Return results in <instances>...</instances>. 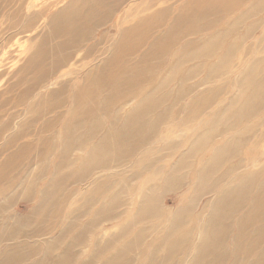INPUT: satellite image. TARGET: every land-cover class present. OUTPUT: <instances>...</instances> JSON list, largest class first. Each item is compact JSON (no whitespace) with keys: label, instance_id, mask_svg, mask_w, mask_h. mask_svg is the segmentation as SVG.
<instances>
[{"label":"bare ground","instance_id":"bare-ground-1","mask_svg":"<svg viewBox=\"0 0 264 264\" xmlns=\"http://www.w3.org/2000/svg\"><path fill=\"white\" fill-rule=\"evenodd\" d=\"M11 1L20 0H0V11ZM33 7L40 9L27 27H22L26 33L35 30V24L47 13L51 15L40 34L38 29L30 40L18 45L25 64L16 73L13 71V76L24 72L26 62L33 74V85L22 88L20 102L48 89L51 82L50 89L39 97L45 109L33 111L37 118L45 111L63 108L62 97L74 81L75 94L69 119L65 118L57 141L48 137L40 143L38 155H54L61 149L53 176L46 167L34 163L19 185L14 186L15 180L7 182L12 156L27 149V138L33 141L40 134L28 133L32 128L29 118L14 123L19 119L17 115L5 119L0 130L1 137L13 124L18 127L0 146V159L6 153L10 158L3 164L0 160V192L5 196L8 190L15 191L3 201L0 198V264H223L232 259L233 264H239L236 257L243 250L242 264H264V210L254 208L264 203V57L241 61L236 71L232 67L240 52V43L232 38L243 28L249 32L248 37L255 26H262L264 20L259 14L264 10V0H31L27 12ZM129 22L133 24L125 27ZM106 26L110 28L102 37L97 36ZM107 34L113 42L105 48ZM156 34L153 43L145 47ZM60 37L64 41L57 43ZM259 40L264 44V34ZM187 50H195L192 57L197 60L218 58L215 63L202 65V69L211 67L203 84V80L188 83L195 71L185 70L186 63L179 60ZM98 52H104V57L95 58ZM140 52L143 54L139 56ZM16 58L10 63L17 64L20 60ZM153 58L163 64L150 65L156 61ZM254 65L263 68L254 69ZM153 69L160 70L154 79ZM227 74V81L213 85L214 79ZM29 76L24 78L26 84L31 83ZM178 77L173 90L160 99ZM15 78L14 86L7 85L2 92L8 95L3 107L12 104L9 96L23 84L18 75ZM221 85L232 89L219 105L215 93ZM174 95L187 106L179 122L178 117L168 122L169 113L150 116L161 102L169 104ZM215 99L218 109L202 118L200 108L213 107ZM239 104L240 110L233 109ZM7 113L0 114V121ZM259 113L257 123L236 134L228 133L235 132L248 118L253 122ZM52 121L40 131L49 129ZM182 127L195 128L185 136L188 142L171 140L169 135ZM217 138L211 154L203 152ZM16 146L17 152H10ZM179 151L173 165L163 163ZM137 156L139 159L131 165ZM196 156L198 163L188 164ZM237 159L235 166L225 168L226 163ZM156 167L157 171L151 173ZM184 168L189 172L183 174ZM94 176L85 190H75L76 185ZM198 191L202 197L193 206ZM179 192L177 206L168 209L164 195ZM209 196L202 207V200ZM20 203L34 205L18 214L16 206ZM67 208L59 234L45 239ZM93 209L95 213L89 218ZM128 214L129 220L120 223ZM193 220L196 224L186 230ZM142 222L145 224L140 225ZM228 228L231 232L226 236ZM100 229H104V236L99 234ZM227 246L229 251L225 252ZM101 259L104 262L100 263Z\"/></svg>","mask_w":264,"mask_h":264},{"label":"rangeland","instance_id":"rangeland-1","mask_svg":"<svg viewBox=\"0 0 264 264\" xmlns=\"http://www.w3.org/2000/svg\"><path fill=\"white\" fill-rule=\"evenodd\" d=\"M30 3H31V0H20L19 2H12L10 3V5L7 7V8H4L2 11H0V74L4 73V77H0V94L1 97H0V114L2 113H7V115H2V119L0 121V130L3 128V125L6 123L5 122V119L7 121L8 117H11V116H14V115H17L19 117L18 120H16L14 123H19V122H22L24 121L25 119L29 118L28 121L32 122V128H31V131H29L28 133H34L33 135H39L40 136L37 138V139H33L32 141V138H27L26 140L29 142V146L27 147L26 150H19V154L18 156L15 155L14 157L12 156V164H11V169L8 168L7 172L10 173L11 175V178H8L7 179V182L9 181H12V180H15L14 181V186H16L17 184L19 185V183L23 180L26 172L28 171L29 168H31L33 166V164H37V167L39 166L40 168L43 167V169L46 167L48 172H49V175L50 176H53V173H54V164H55V161H56V156L59 154V151L61 150L60 148H58L57 152H55L54 155H51V153L49 154H45V155H42V154H39L38 153L40 152L41 148H40V143H41V140L43 138H52L53 140L55 139V141H57V138H58V133L61 132L62 130V126L64 125V122L69 119V108L72 106L73 104V100H74V94H75V83L76 81L72 82L71 85L69 86L68 88V93L66 95H64L62 97V101L65 103L64 104V107L63 108H59L58 110H56L55 112H51L50 111H45L42 115H40L39 117L35 118V116L37 114H35L33 116V111L37 110V111H41L43 109H45L46 105L44 104V101L43 99H40L39 97L42 96L49 88V85L51 84V82H49L47 84V88L48 89H42L40 91H37L32 97H28L27 99L24 98L21 102H20V99L22 97V95L24 93L21 94L22 92V88L26 87L27 85H30L32 86L33 85V81H32V78H33V74H32V66L28 67L27 68V62H26V68L24 69V72L20 71L17 75L19 77V80L23 81V84H21L17 89L15 87V90L12 92V94L9 96L10 99H12V104L10 105H7L6 107H3V103L5 101V98L7 100V96L6 95H3V93L5 92L4 90L7 89V85H13V83H16V76L14 77V73H16L18 71V69L25 64V60L22 61V50L21 48L19 49V43L23 44V42H27V40H30L29 39V36L33 35V32L40 29L39 31V34L41 31H43V29L45 28V24L47 22V19L48 17L51 15V13H47L45 15V18L43 20H40L38 21L36 24H35V27L36 28L35 30L34 29H31L32 31H27L28 33H26V31H24L25 29V26L27 27L28 23L30 22V19H31V16L32 15H36V11L40 9V7H33L29 12L28 11V7L30 6ZM20 8H22V11L17 15L18 11L20 10ZM2 9V8H1ZM141 10V9H140ZM139 10V11H140ZM139 11H137L139 13ZM17 12V13H16ZM27 12V13H26ZM53 12V11H52ZM145 13H142V15H144ZM141 15V16H142ZM237 17V16H236ZM259 17L261 19L264 20V10L263 12H261L259 14ZM14 19V20H13ZM29 21V22H28ZM19 22V23H18ZM3 23V24H2ZM13 23V24H12ZM26 23V25L24 24ZM116 23V19L113 20V25ZM8 24V25H7ZM133 24V22H129L127 24H125L126 26L125 27H129ZM6 25V26H5ZM112 25V26H113ZM9 26V27H8ZM12 26V27H11ZM15 26V27H13ZM54 23L53 25H51V27H54ZM24 29H23V28ZM107 27V26H106ZM104 27L102 29H100L99 32H97V36H101L105 30L109 29L110 26H108L107 28ZM221 25L218 27L220 28ZM3 29V30H2ZM7 29V31H6ZM21 29V30H20ZM18 31V32H16ZM2 32V33H1ZM253 35L251 36H248L247 35L249 34V32H247L245 30V28L241 29L239 31V33L235 36H233L232 39H236L239 43H240V52L235 56V60L233 61L232 63V67H233V71H236L238 65L241 63V61H244V60H247L248 58H253L255 57V60L259 59L261 56L264 57V44H262V42L259 40L261 34H264V23L262 24V26L260 25H257L255 26V28L253 29L252 31ZM5 33V34H4ZM38 33V32H37ZM36 33V34H37ZM43 33V32H42ZM18 34V35H17ZM22 34V35H21ZM8 35V36H7ZM13 35V36H12ZM42 35V34H41ZM233 35V32L231 34V37ZM96 36V38H97ZM15 37V38H14ZM17 37V38H16ZM102 37V36H101ZM111 35L110 34H107L106 35V39H105V48H108L110 46V44H112L113 40L111 41ZM156 37H158V34H156L155 36L152 37V39L147 43V45L145 47H149V45L151 43H153V41L156 39ZM113 39V38H112ZM10 40V41H9ZM195 40L196 37H195ZM12 41V42H11ZM41 40H39L40 42ZM63 42L64 41V38L60 37L58 38V40H56L57 43L59 42ZM9 42V43H8ZM95 42V41H94ZM231 41H229L230 43ZM9 44V45H8ZM16 46H15V45ZM8 46V48H7ZM104 48V49H105ZM8 49V50H7ZM148 49V48H147ZM146 49V50H147ZM176 49V48H175ZM175 49L173 50V52H176ZM10 50V51H9ZM21 50V51H20ZM145 50V51H146ZM220 50V49H219ZM145 51H142L143 53ZM20 52V53H19ZM105 52V51H104ZM104 52H98L96 54V57L95 58H100V57H104L103 54ZM142 52L139 53V56L141 54H143ZM188 52V53H187ZM242 52H245L244 54H242ZM6 53V54H5ZM9 53V54H8ZM186 53L187 56H184V54ZM196 51L195 50H187L185 51L183 54L180 55V58L179 60L186 63L184 64V69L185 70H192V71H198L196 74L195 72L192 74V76L189 78L188 80V83L191 85V84H198L200 81H202L201 84L204 83V79H205V76L207 75V72L211 69V67H206L204 69H202V65H207L209 62L211 63H215L218 61V58H215V59H201V60H197L199 58H196V57H192L194 55H196ZM7 56V57H6ZM106 56V55H105ZM17 57V58H16ZM138 57V56H137ZM188 57V58H187ZM18 59V63L17 64H13V63H10L11 60H14V59ZM4 59V60H3ZM36 59H37V56H36ZM153 59H156L155 60H152L151 64L150 65H153V64H157L159 62V66H161L163 64V62H161V60H159V58H153ZM163 59H167V58H163ZM182 59V60H181ZM90 60V59H89ZM88 60V61H89ZM253 60L252 62L254 63ZM24 62V63H23ZM23 63V64H22ZM49 63L46 62L44 65L46 66L47 64ZM12 64V65H11ZM22 64V65H21ZM16 66V67H15ZM79 66V65H78ZM157 67V66H156ZM231 67V68H232ZM263 68L262 65H254L253 68L254 69H258V68ZM43 68V67H42ZM167 68V67H166ZM202 69V70H200ZM80 70V67H78L77 69H75V75L74 77L76 78L77 75H78V72ZM14 71V73H13ZM160 70H156V69H153V72H151V75L153 77V79L156 77L157 73L159 72ZM228 72V71H227ZM232 72V71H231ZM31 74V76H29L31 78V83L29 82L28 84H26V82H24V78L26 75H29ZM35 76V75H34ZM229 76V74H227L226 76H221L216 79H214L213 81V85L214 83H218V85H220V80L221 81H227V77ZM179 77L176 78L174 81H173V84L171 85V87H169L167 89V92H162L161 95H160V99L161 97L162 98H165L166 97V94L169 92L170 89L173 90V86L174 85H177V81H178ZM218 79V80H217ZM156 83H152L151 85L155 86ZM212 85V84H211ZM210 85V86H211ZM212 85V86H213ZM216 85V84H215ZM210 86H205L206 88H211ZM151 87V86H149ZM222 89L218 92L215 93V96H219V98L217 100L220 101L219 105L222 104V102H224V100L226 99V97H228V92H230V86L228 87H223L221 85ZM3 88V89H2ZM4 91V92H3ZM3 92V93H2ZM41 92V93H40ZM21 94V95H20ZM69 95V96H68ZM5 96V97H4ZM26 99V100H25ZM38 99V100H37ZM64 99V100H63ZM37 100V101H36ZM216 99L213 100L212 102H214V106L207 109V106H202L200 108V112L202 113L203 117H205V115L207 113H210L212 111L215 112L216 109H218V105L216 103L217 101ZM170 103L167 104L165 102H161L159 107L153 112L154 114L150 115L151 117L153 118H157L158 116H165L166 113H169V118H168V122H170L171 120L175 119V118H179L177 119V121L179 122L181 120V118L186 114V105H182L183 104V101L184 100H181V99H177L176 95L174 96H171L170 97ZM72 102V103H71ZM15 104V106H14ZM29 104V105H28ZM34 104V107L32 108V105ZM22 106V107H21ZM241 108V104H239L238 106H236L235 108L233 109H237V110H240ZM232 109V110H233ZM29 110V111H28ZM63 110V111H62ZM60 111V112H59ZM32 114H31V113ZM184 115H183V113ZM59 113V114H58ZM31 114V115H30ZM47 114V115H45ZM5 116V117H3ZM225 116V114H224ZM261 116V113L259 114H256V120H253V122L250 123V118H248L247 120H245L244 122H242L241 126L235 131V132H232V131H228V133L230 134H236L238 132H241L243 130H245L247 128L248 125H251V124H254V123H257L258 121V118H260ZM264 116V114H263ZM25 117V118H24ZM150 117V118H151ZM67 118V119H65ZM163 118V117H161ZM264 118V117H263ZM35 119V120H34ZM262 119V117H261ZM53 120V121H52ZM27 121V122H28ZM33 121H35L33 123ZM48 121H52V125L49 129H43V132H41V128L42 126L48 122ZM175 121V120H174ZM249 121V123H248ZM262 121H264V119H262ZM55 124V125H53ZM123 124V121L120 122V125ZM162 125L164 123H161ZM173 125H175V122L172 123ZM191 125V124H190ZM190 127L187 126V129H189ZM180 129H182L181 131H179ZM178 130V132H175L174 134H170L169 137H171V140H174L176 142H188L189 139H185V136L187 135L190 136V134L192 133V130H194L195 128H191L190 130H185L184 127L180 128ZM45 130V131H44ZM18 131V127L16 124H13V126L11 127V130L8 132V133H5L3 134L1 137H0V146L4 145L7 141V139L10 137V135L12 134H15L16 132ZM249 131V130H248ZM224 130H221L220 133H223ZM232 132V133H231ZM38 133V134H37ZM227 133V134H228ZM9 135V136H7ZM175 136H177V138H174ZM220 136V135H219ZM8 137V138H6ZM182 138V139H181ZM177 139V140H176ZM192 139V138H191ZM190 139V140H191ZM220 138H217V139H214L213 141H211L209 144L206 145L205 147V150L203 152L207 153V154H211L212 150H213V145L216 141H218ZM35 140V141H34ZM37 140V141H36ZM158 140V139H157ZM178 140H181V141H178ZM54 142V141H53ZM17 148V149H16ZM12 150V151H11ZM10 152L12 153H15L17 152L18 150V147H14L13 149H11ZM147 148L144 149V151H146ZM184 150V149H183ZM52 152V151H51ZM142 152V151H141ZM158 152V150H157ZM172 152H168V154H171ZM181 153V151L177 152L175 157H173L172 159H169L167 158L166 161H163V163L165 164H172L175 163L174 161H176L178 158H179V154ZM5 155V156H4ZM2 157H1V162L2 164L10 159L8 157V153L4 154ZM17 156V158H16ZM43 157V158H42ZM48 157V158H47ZM177 157V158H176ZM33 158V159H32ZM241 158V157H240ZM139 159V157L137 156V158L133 159V162L131 163V165L134 164V162H136V160ZM239 159V158H238ZM238 159L237 160H234V161H229L228 163L225 164V168L226 169H229L231 167V165L235 166L237 163H238ZM14 160V161H13ZM37 161V162H35ZM199 161V158L198 156H196V158H194V160L188 164H191V163H195L197 164ZM7 164V162L5 163ZM4 164V165H5ZM14 166V168H13ZM80 166V164L78 165V167ZM160 166V165H159ZM197 166V165H196ZM36 167V166H35ZM50 169V170H49ZM156 168L153 169V172L157 171ZM53 170V171H52ZM140 170L142 171L143 170V167L140 168ZM186 170L187 168H184L182 170V173L185 174L186 173ZM255 170V169H253ZM46 171V169H45ZM52 171V172H51ZM189 172V170H187ZM6 172V173H7ZM150 173V175H151ZM15 174V175H14ZM55 174V173H54ZM95 178L94 177H91L90 179H88L85 183H83L82 185H76L75 186V190L78 188V190L82 189L85 190L87 188V186L90 184V182ZM18 181V182H17ZM45 181V178L44 180ZM6 182V183H7ZM142 180L138 182V184L136 185L137 187H140L139 184H141ZM89 183V184H88ZM253 189V188H252ZM8 190V189H7ZM81 191V192H82ZM15 191L13 192H10L9 190L6 192L7 195H3V191L0 192V198L3 199L9 195V194H13ZM201 192L198 191V193L195 195V198H194V201H193V206H195V204H197V202L199 201V199L202 197V194H200ZM68 192L65 194L64 196V200L67 198L68 196ZM180 192L179 193H176L174 195V193H167L166 195H164V200L165 201V206L170 209V208H174L177 206V200L176 198H178L180 195ZM162 195V194H161ZM177 195V197H176ZM4 196V197H3ZM129 196V195H128ZM163 196H161L162 198ZM212 196H209V197H206L202 200L201 202V206L203 207V205L211 198ZM5 200V199H4ZM189 200V199H188ZM123 202H125V200H123ZM204 203V204H203ZM21 204V205H20ZM19 205L16 206L17 208V213L20 214V213H24L26 211H28L29 209H31L33 207L34 204H31V205H27L25 203H20ZM24 204V205H23ZM258 207H260V212H263L264 210V203H261V204H256L255 205V209H257ZM67 209H64L62 210V213H61V216L54 222V224L52 225V228H51V231L55 228V230L53 231L52 234H50L49 236H47L45 239H48V238H52V237H55L57 234H59V229L62 228V226L64 225V223L66 222V214H67ZM95 210L96 209H93L91 211V214H89V218H91L93 216V214L95 213ZM122 212V211H121ZM15 213V212H14ZM245 213V212H243ZM63 214H65V218L63 219ZM171 215H168L167 218H170ZM236 219V217H233L232 220ZM262 219V217L260 218V220ZM120 223H122L123 221L122 220H129V214L128 215H125L123 216L121 219H120ZM163 220V219H162ZM231 220V221H232ZM228 222V225L230 226V222ZM59 222V223H58ZM193 223H190V225H188L187 228H185L186 230L190 229L191 227H193L196 222L195 220L191 221ZM57 223V224H56ZM234 223L236 224V222L234 221ZM142 224H145L144 222H142L140 225ZM109 227V229L112 228V224L109 223V225L107 226ZM257 225L255 226V229H257ZM100 228H103L100 227ZM254 229V230H255ZM231 232V229H227L226 231V236ZM99 234L101 236H104V229L99 231ZM235 236V231L234 233L231 234L230 236V239L233 238ZM42 240V239H40ZM41 243V242H40ZM230 245V243H229ZM228 245V246H229ZM148 246V245H147ZM147 246H144V248H146ZM226 247L225 249V252L229 251L228 248L229 247ZM2 248V247H1ZM0 248V249H1ZM38 248H40V251L42 252L43 251V247H42V244H39L38 245ZM148 249V247L146 248ZM264 249V245H263V248ZM115 251V249H114ZM114 251L111 250L112 253H114ZM243 251H241L238 256L236 257V261L239 263V264H242V261L244 260L243 258ZM106 254H110L109 252H107ZM220 254V252H217V255ZM43 256L40 255L39 258ZM243 259V260H242ZM138 260H142V259H138ZM102 262H104V259L100 260ZM234 262V259H232L231 261L228 260V262L225 263L226 264H233ZM137 263V262H136ZM223 263V264H225ZM29 264V263H28ZM76 264H78V262H76ZM249 264V263H248Z\"/></svg>","mask_w":264,"mask_h":264}]
</instances>
